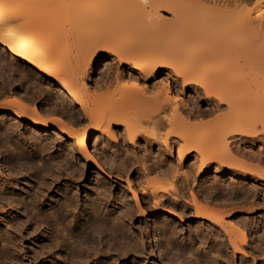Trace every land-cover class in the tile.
<instances>
[{"label": "bare ground", "instance_id": "1", "mask_svg": "<svg viewBox=\"0 0 264 264\" xmlns=\"http://www.w3.org/2000/svg\"><path fill=\"white\" fill-rule=\"evenodd\" d=\"M73 45L80 49L81 46L82 49L85 48L82 50L83 53L81 52L83 56L86 54L83 58L81 53H77L80 51L75 50L77 54H81V60L83 59L80 65H78L80 61L77 60L80 56L73 54L75 58L77 57L75 61L72 53H69L70 46ZM74 46L72 48L75 49ZM74 49H71V52ZM0 51L2 70L11 69V73L18 72V75L26 72L22 73L21 79L24 75L28 78L29 74H32L34 81L40 82V86L46 83L51 91H59V95L64 99V102H61L64 107L72 111L78 105L85 118L90 121L87 128L74 131L69 120L52 114L49 109L37 108L34 103H30L31 100L22 91H19L18 95L13 97L12 103L6 100L0 102V114L9 116L11 129H8L12 130V133L19 137L21 134L18 133L23 123H28L29 130L33 132L46 130L50 124H54L58 132L73 140L72 151L76 154L77 152L84 154L85 161H94L92 151L90 152L88 148L91 137L97 133L111 134L113 126L116 125L124 126L131 143L136 144L138 139L143 138L141 133L144 132V137L162 141L171 157L174 156L177 148V157L181 160L179 166L176 164L178 167L163 166V163L161 167L156 166L154 170L153 168L150 170L145 166L144 174H141L142 177L140 181L138 180V186L141 187L147 208L151 205L155 213L167 210L180 218L189 214L196 219L204 220V224L209 220L218 225L217 227L223 232L215 234V240L209 233L207 235L199 230L196 231L198 239H194L196 235L192 239L196 243H203L204 247L208 244V238L216 241L215 243L211 241L213 244L210 242L213 245L210 253L217 254L213 256L217 262L228 254L224 255L223 251L229 252L231 248L235 258L238 253H244L243 249L247 245L248 237L246 231L240 227L242 222L237 224L231 220L227 221L224 216V213L231 214L234 206L228 208L229 212L225 210L227 213L222 214V211L220 213L218 210L217 212L211 206V197L209 200L204 198L207 195L201 198L194 191L190 192V188L192 182L196 184L206 175L212 167V162L237 167L239 162L243 161L247 168L248 160H243L245 157L243 153L246 150L241 153L244 156L240 160L239 152L242 151L238 146L241 143L261 142L263 138L259 136V132H264V0H0ZM109 55L116 64L114 68L116 72H113V77L110 76L111 80L109 78L107 82L104 81V84L94 88L95 92L103 93L93 95L87 85L89 75L94 72L95 65L100 66L102 59ZM72 56L73 62H78L76 68L71 60ZM7 65L11 67L6 69ZM104 65L107 64L102 65L106 68ZM127 69L132 72L131 77L128 76L129 80L125 73ZM28 72L32 73L28 74ZM163 72L167 73L175 86L182 85L183 94L186 91H193L202 97L203 102L208 103L209 109L191 111L188 114L182 112L181 106L180 108L175 106L178 102L172 101L177 97L169 93L171 86L169 82L163 84L161 91L153 94L155 95L153 98H148L147 96L152 93L146 92L147 84ZM0 73L9 74L7 71ZM6 88L7 90L0 92L5 94L11 90V87L9 90L8 87ZM7 106H11V109L13 107L14 110L11 111ZM41 118L45 119L42 121ZM144 122L146 126H143ZM37 150L43 153L41 158L23 155L24 157L14 156L9 159V174H5L0 167V182L3 180L0 188L5 195L0 201V211L3 209L2 204L15 211L13 204L17 200L14 191L20 188L21 180L14 178L17 173L14 171L19 170L20 173L25 166L30 168L31 174L34 173L32 176L34 175L37 181L42 179L40 185L42 188L48 183L47 180L51 185L59 181L61 172H59L60 177L53 175V171H50V162L43 158L46 146L40 144ZM20 152L24 154L23 150ZM192 156L197 162L199 161V166L194 165L198 167L197 170L195 168L197 173L194 172L196 176L191 169L190 172L186 171L184 166ZM236 158L240 161L237 162ZM218 165L215 168L216 172L220 173L222 170ZM252 166L253 169L250 162L251 170H255V166L258 167L256 163ZM260 167L254 171L256 173L258 170V174L254 173V175L264 174ZM238 168L240 171L241 166ZM119 173L123 175L121 171ZM159 178L162 180L165 178L168 182L156 186L157 183L159 185L160 181H157ZM262 178L263 175L260 179L263 180ZM130 181H128L129 185ZM48 184L50 191L52 186ZM222 185L225 189L224 184ZM210 190L212 191V188ZM108 191L109 189L102 191L100 196L102 197V194L109 196ZM188 191L191 193L190 200L186 197L189 196ZM136 193L134 190L135 196ZM36 200L34 198V201ZM99 200L97 205L88 204L82 212L77 195L73 192L69 193L68 190L64 192L62 200L56 204L52 212L42 216L46 223L44 228L35 225L33 219L23 218L20 214V221L13 219L7 223L8 234L16 242L25 234H28L27 239L32 237L40 242L42 238H39V235H43L42 231L45 228L48 229L46 233L49 232V237L52 241H56V245L52 242L53 247L52 245L49 247L48 244L50 250L46 245L47 250L40 249L41 253H39L43 252L42 255L50 253L53 257L55 249L64 250L67 254V258H64L67 264H123L129 262L131 254L134 256L130 264H143V255L149 251V245L152 257L159 255L160 259L165 261L167 259V264H189L184 261L181 263L179 259L182 257L174 255L177 250L181 251L180 248L176 250L175 243L182 237L181 231H184L182 226L180 227L182 230H179L177 222V226L172 225V227L166 222L163 225L161 223L160 226L155 224L156 228L146 225L143 229L135 230L130 224L135 222L137 209L135 210L129 202L123 201V206L118 211L121 213L113 217L106 214L109 208L101 209L100 205L105 204L103 198ZM28 202L23 206L24 212L28 211ZM143 208V205L138 207L139 216L145 215ZM247 208L252 210L250 206ZM3 213L6 215L8 211ZM157 224L159 225L158 222ZM208 225L211 227V224ZM13 233L19 234V237ZM202 233L208 238L202 237ZM1 235L3 234L0 232ZM185 239L183 238V242ZM216 243L221 244L218 249L214 246ZM201 246L202 244L200 248ZM189 249L190 247L182 249L185 259H188L189 255L191 257L194 255ZM226 256L225 258L228 259L229 257ZM58 259L57 261L60 262Z\"/></svg>", "mask_w": 264, "mask_h": 264}, {"label": "rangeland", "instance_id": "2", "mask_svg": "<svg viewBox=\"0 0 264 264\" xmlns=\"http://www.w3.org/2000/svg\"><path fill=\"white\" fill-rule=\"evenodd\" d=\"M72 47L70 46L71 49H74ZM86 48H88V47L86 46ZM71 49H69L70 52L68 51L70 54L72 53L71 55H73V54L75 55V53H76L75 50L80 51L77 53H81L82 50H85V48L82 49V46H81V49H80V47L76 46V48L73 50V52H71ZM90 50H88V53ZM69 53H68V55L71 56ZM77 55H79V54H77ZM77 55H75V56H77ZM73 56L71 59L72 62L74 61ZM75 56H74V58H75ZM81 56L83 58L84 56H86V54L84 56L82 54ZM81 56H80V59H77V57L75 58V61H77V60L80 61L78 65H80V63L83 60V59L81 60ZM102 60L103 61L100 62L101 63L100 66L95 65L94 72L89 75L90 79H88V81H87L88 87L91 89V92L93 93V95H96V96H97V94L103 93V92H101V93L95 92L94 90L96 89V87L99 86L100 84H104L105 82H107V80H109V78L111 80V77H113L114 73L116 72V69H114L116 64L112 62V56L109 55L108 57L103 58ZM73 63L75 64L74 67L76 68V64L78 62L77 63L73 62ZM102 63L107 64L106 66L104 65L106 68H104L102 66L103 65ZM0 65H1V62H0ZM10 67L11 66L7 65L6 69H9ZM77 67H79V66H77ZM100 67H101V69H100ZM1 68H2V66L0 67V72H6L7 71L9 73V71L11 70V69L2 70L3 68L2 69ZM103 69H105V70H103ZM99 70H100V72H99ZM101 70H102V73H101ZM113 70H115V71H113ZM24 71H27V70L25 69ZM130 71H131L130 69H127L125 72V73H127V79L128 80L131 77V73H132ZM10 73H11V71H10ZM10 73L9 74L5 73L6 75H8L7 77L5 76L4 73H0V91L7 90L6 87H8V90H9L11 87V90H9L8 93L4 94V93L0 92V102L1 103L5 100L7 102L13 101V99L18 95L19 91H22L25 94V96H27V98L31 100L30 103H34L37 108L47 109V110L49 109L48 111L51 112L52 114L54 113V115H57L61 118L69 120V122L74 127V131L87 128V126L90 125L89 124L90 121H88V119L85 118V115H83V113L80 111V107L78 105H76L77 107L75 106L72 111H71V109L64 107L63 103L61 104V102H64L63 101L64 99H62L61 95H59V91H55V90L51 91L50 88H48L50 86H48L46 83L44 85L40 86V82L34 81L32 74H29L32 72H28V74L30 75V77L28 76V78H27V76L25 77V75H24V77L27 79V80H25V78L23 77L22 79L24 81L20 77H21L22 73L25 74L26 72L19 73L20 75H18V72H15V73L12 72L11 75H10ZM9 75L10 76L14 75V76L12 78ZM129 75H130V77L128 78ZM31 77H32V79H31ZM3 82H4V84H3ZM168 82L171 83L169 93H171L172 96L177 97L176 100H172V101H177L179 103V104L176 103V105H175V102H173V105L177 106V108H180V106H181L182 112H184L185 114H188L191 111L195 112L197 110L204 111V110L209 109L208 103L203 102L204 101L203 98L196 95L195 92L186 91L183 94L182 93L183 92L182 85L179 84V85L175 86L174 82L172 81L171 78H169L167 76L166 72H163L157 78L153 79L152 81H150L147 84V91L146 92L148 94H149V92L152 93L149 95L147 94L148 95L147 97L153 98L155 96L153 94L157 93V91L160 92L163 84L166 85ZM36 83H38V85H36ZM23 84H24V86H23ZM126 84H128V82H126ZM142 84H144V83L142 82ZM6 85H8V86H6ZM4 86H5V88H4ZM28 87H30V88H28ZM16 90H18V91H16ZM30 100H28V102ZM169 106H170V104H169ZM8 108L11 111L14 110L13 107H12L13 110L11 109V106ZM16 110H18V109H16ZM72 112H74V113H72ZM32 116H34V114H32ZM8 117H7V115L0 114V167L2 168V170H4L5 174H9V171H8L9 162L8 161H9V159H11L14 156H15V158H17V157H21L23 155L24 156L28 155L29 157L34 155L33 157L41 158V154H43V153H40V151H38L37 149H38L39 145L42 144V145L46 146V153H44L43 158H44V160L48 159L47 162L48 161L50 162L49 163V165L51 166L50 171L52 170L53 171L52 174L58 175V176L60 175L59 172H61V175H60L61 177L59 176L60 177V179L58 181L59 183L56 182L52 185L50 184L49 180L46 181L49 183V184L47 183L48 186L49 185L52 186V189H50V191H49L50 186L47 187V184H46L45 187L42 188V186H40V185H42V183H41L42 179H40L41 181L39 180L40 182L37 181V179L34 178V175L32 176V174H34V173L31 174V170H29L30 168H27L25 166L26 169L24 167L20 173H19V170L14 171V173L17 172L15 174V176L13 174L14 178L21 180L20 188L16 189L14 191L15 196H16V200L18 201V202L16 201V203H17V205L18 204H20V205L18 207H16L17 205H16V203H14L13 207L15 208V211L13 212V209L11 207H7L5 204H2L3 206L1 208H3V209H1V211H0L2 213V214L0 213V232L3 235L0 236V264H61V263L67 264V261L64 259V258H67V254L64 250H59V249L56 250L55 249L53 257L51 256L52 254H50V253L42 255L43 254V252H42V254H40L41 253L40 249L44 250L46 245H47V248H48V244H50L49 247L51 245L53 247L54 244H52V242H54L56 245V241H54V240L52 241L51 240L52 238L49 237V232L46 233V231L48 229L46 230V228H45V230L42 231L43 235L42 234L39 235V238L40 237L42 238V240L40 242H37L32 237L27 239L28 234L23 235V238L16 242V240L14 238H11V235L8 234L9 230H7L6 226H8L7 223L9 221L11 222V220H13V219H17L18 221H20V219H21L20 214H21L23 218H26V219L31 218V219H33L35 225L38 224L44 228L45 227V225H44L45 221H44V218H42V216L44 214L51 213L52 212L51 210H53V208L56 206V204L62 200V198L64 196V192H67L68 190H69V193L73 192V194L77 195V199L79 201V204L81 207L80 209L82 212H84V209H86V207H88V204L89 205H97L100 201L99 199L103 198V200H104V198L106 199V197H108L106 200L103 201L105 204L100 205L102 207L101 209H104L107 207V208H109V210H108L109 212H106V214H109V216L117 217L118 213H121L118 211H119L120 207L123 206L122 205L124 203L123 201L126 200L127 202H129V204H131V206L135 210L137 209L136 215H135V222L133 224H130L133 227V229H135V230L143 229L146 227V225L147 226H154V228H156L157 226H160L161 223H162L161 225H163L166 222H167L166 224L168 226L172 227V225L177 226L176 225V222H177V224L179 226V230L181 231L182 229H184V231H181L183 233L182 237L184 239L186 237H188L184 240V242H183V238L181 237L180 240L178 242H176L178 244L175 243V246L179 245L178 247L176 246V250H177V248L178 249L180 248L179 250H181V251L177 250V253H179V254H177V253H175V250H174L173 253H175L174 254L175 257H176V255H179L180 257H182V258L179 257L182 260H180L178 258L181 263H183V261H184V262H189V264H191V263L192 264H231V262H232V264H234V263L235 264H262L263 263L264 264V257L261 256V255H264V251H263L264 250V178H262L263 180L260 179L262 175L264 176V174H262V175L260 174L261 176L254 175V173H255L254 171H256V168H259L260 166H261L260 168H262L261 170L264 171V132L263 131H262L263 133L259 132L261 134V135L259 134V136L261 138L263 137L262 138L263 141L261 140V142H259V141L253 142V144L250 142H247L244 144L241 143L240 146H238V148H240L242 152H239L240 153L239 157L238 156L237 157L238 158L241 157L240 160L243 158H244L243 160L246 159L245 161L248 160L247 161L248 164H247V162H246V164L249 166H250V162H251L252 169L254 168L252 165H254L256 163L258 167L255 166V170H251V168L249 166L246 168L245 167L246 165L244 166L245 163L243 161L238 160V158H236V159H237V162L240 161L238 164L239 167L241 166L240 171H239L240 168H238V166L234 167V165H218V162L217 163L212 162L213 164L211 163L212 164L211 169L206 173L205 176H203L197 182L199 186L197 185L196 182H195L196 184H194L193 182H192L193 184L191 183L192 186L190 188L191 189L190 192L194 191L199 196H201V198L204 197L205 195H207V197L209 196V198H207V197H204V198H206L208 200L211 197V199H210V201H212L211 206L214 207L216 211L218 210L220 213L222 211V214L224 212L227 213V211L229 212V209L232 208L231 206H234V208L232 209L233 212L231 211V214H226V215L224 213V216H226L225 218L227 221L231 220V221L237 222V224H239V222L241 221L242 223L240 222L241 223L240 227H241V229L243 228L242 230L246 231V233H247V237H248L247 245L248 246L247 245L245 246V244H244V246H245V248L243 249L244 253H238L237 258H235V257H233V254H232L233 253L232 248H231V251H229V252L226 250V248H222L223 250L224 249L226 250V251H223L224 252L223 254L225 255L226 253H228L226 255L229 258L225 255L228 258V259H226L225 256L222 255V257L224 256V258H221V260H220L221 262L220 261L217 262L216 259H214L215 257H213V256H216L217 254H212L210 252H211V247L213 246L212 245L213 242L214 243L216 242V241H214L215 240V238H214L215 234H220V232L221 233L223 232L221 230V228L219 229V227H217L218 225L212 223L209 220H207L206 223L204 224V220L196 219L193 216H190L189 214L183 215L184 217L180 218V217L176 216L174 213L169 212L167 210H162L160 213H155V211H153V209L151 208V205L150 206L148 205L149 208H147L145 199H143L144 195L142 194V191L140 189L141 187L138 186L140 178L142 177L141 174H144V170L146 167H148L150 170L153 168L152 170H154V168H156V166L161 167L163 165V163H164L163 166H166V165L174 166L176 164L179 166L181 160L179 157H177L178 156L177 148H176V151L174 154L175 157L174 156L171 157L162 141H155V140L151 139L150 137L149 138L147 137L148 138L147 139L146 136L144 137V134H143L144 132L141 133L142 134L141 136L143 138L138 139L136 144H134L133 142H132L133 143L132 144L130 139H128V136L125 132L124 126L116 125V126H113V128L111 130L112 131L111 134L106 133L107 134L106 135L105 133L104 134L97 133L91 137L90 142L88 144V148H89L90 152L92 151L91 154L93 155L94 161H88V160L85 161L84 154H82L81 152H77V154H76V152L72 151L73 150V148H72L73 140L69 136H67L61 132H58L57 128L54 124H50L49 128L46 130H39L38 132H33V130L32 131L29 130L28 123H23L21 125V129L18 133L19 135L20 134L21 135L18 137L14 133H12V130H9V129H11V128H9L11 126V121H9ZM34 119H35V117H34ZM44 119L45 118H43V120ZM41 120H42V118H41ZM8 122H10V123H8ZM146 125L144 122L143 126H146ZM6 126H8V127L6 128ZM7 129L9 130V132L7 131ZM260 129H261V126H260ZM163 132H164V130H163ZM112 135H114V136L112 137ZM159 143L161 145H158ZM247 144H248V146H247ZM20 150L21 151L23 150L24 154H20L21 153ZM244 150H246L245 153H243ZM71 153H72V155H71ZM241 153H243L246 158L245 157L242 158V156H244V155H242ZM193 156L187 162H185L184 166H185L186 171L190 172V169H191V171L193 173L194 172L197 173L195 171V168H196V170L198 169L197 166H199V163H198L199 161L197 162L195 157H193ZM258 157H261V159H259ZM110 158H112V159H110ZM173 161L175 162L174 164H173ZM95 163L98 164L99 167ZM114 163H116V164H114ZM113 165H115V167ZM194 165H197V166H194ZM217 165L219 167H221L220 169L222 170V172H220V173L216 172L215 167H217ZM113 167H114V169H113ZM124 167H125V169H124ZM131 167H133V168H131ZM242 167H243V169H242ZM244 168L246 170H248V172ZM115 170H116V172H115ZM119 171H121L123 173V175L120 174ZM259 171H260V169H259ZM257 172H258V170H257ZM257 172L255 174H258ZM72 173H73V175H72ZM127 174H128L129 178L127 177ZM250 174H252V175H250ZM195 176H196V174H195ZM252 176H254V177H252ZM0 178H1V176H0ZM130 179L132 181H130ZM127 180L131 182V184H130L131 187H129L130 185H129V182ZM157 181L158 182L163 181V182L161 184L159 182V185H157L158 184L157 183L156 186H160L163 183L168 182V180L165 178H163V180L161 178H159ZM2 182H3V180L0 182V187L2 186L1 185ZM211 183H213V184H211ZM259 183H262V184H259ZM207 184H208V186H207ZM222 184H224V187L227 190H225L222 187L223 186ZM1 188H0V196H1L0 201L3 200V199H1L2 197H5V195L1 191L2 190ZM99 188H102V189L105 188V189L102 190ZM107 188L109 189L108 192H110L109 193L110 195L106 196V195L102 194V197H101L100 193L102 191H104V192L107 191L108 190ZM209 188L210 189L212 188V191ZM213 188L215 189L214 191H213ZM134 190H136V192H137L136 194L138 197L135 196V194H133ZM39 191L43 192L44 194L39 192ZM74 191H76V192H74ZM132 191H133V193H132ZM205 191H206V193H205ZM190 192L188 191L189 194L187 193V195H189V196H186V197H188V200L191 199V197H190L191 193ZM214 192H216V193H214ZM33 194H34V197H33ZM252 194H253V196H252ZM39 196H41L42 199H40L41 197H39ZM45 196H47V197H45ZM29 198L31 201L29 200ZM32 198H33V201H32ZM34 198H35V200L37 198H39V199L34 201ZM122 198H123V200H122ZM216 199H217V201H216ZM25 200H26V202L30 201V202H28L29 206H28V211H26L27 214H26V212H24L25 209L23 207L24 204L26 205ZM254 201H255V205H254ZM21 202H24V203L21 204ZM31 202L32 203L34 202L37 208L35 207L34 203L32 204ZM36 202L37 203L39 202V203L37 204ZM234 202H236L237 204L239 203V204L237 205ZM139 204L143 205V207H144L143 209H145L144 210V212H145L144 216H139V213L137 212L138 207L140 206ZM32 205L35 209L33 207H31ZM235 205H237V206L235 207ZM244 205L247 207L250 206V209L252 207V210H249ZM242 207H244L245 209L243 210ZM253 207H254V209H253ZM4 209H5V211H4ZM237 209H239V210H237ZM31 210H33L34 213ZM35 210H37V211H35ZM225 210H227V211H225ZM241 210H243V212ZM6 211H8V213L6 215H4L3 212H6ZM177 213L180 214V212H177ZM227 215H229V216H227ZM39 218H41V219H39ZM42 219H43V222H41ZM171 220H172V222H171ZM173 221L175 222L174 224H173ZM157 222L159 223V225L157 224ZM208 224H211V227ZM242 225H244V226H242ZM198 230L201 232L204 231L205 234L207 233V235L209 233L210 236L213 237L214 240H211L210 238L207 237V235H204V233H202V237L209 239L208 244L205 245V247H204L203 243H200V242L196 243L195 240H192V239H193V237H195V235H196V237L194 239L197 238L198 232L196 234V231H198ZM15 232H17V231H15ZM256 232L259 233L258 234L259 236H257ZM13 234L17 235L19 237V234H17V233H13ZM45 234H46V237H44ZM11 239H13L16 243H14V241ZM186 240H187V242H186ZM189 240H190V242H189ZM50 241H51V243H50ZM180 241H182V242H180ZM211 241H213V242H211ZM220 241H222V240H220ZM46 242H48V243H46ZM17 243H18V245H17ZM228 243H229V240L227 241V244ZM199 244L200 245L202 244L201 248H200ZM216 245H217V243L214 246L216 249H218L221 244L217 245V246ZM186 247H187V249L190 247L189 250L191 252L193 251L192 253H194V255L192 257H191V255L187 256L188 259H185L184 256L182 255V249L183 248L186 249ZM38 249H39V251H38ZM148 249H149V251H147V254L143 255L144 258H143L142 262H144L145 264H167V259H166V261L163 259H160L161 257H159V255H157V256L155 255L152 257L151 252H150V245H149ZM253 249H255L256 251ZM45 250H47V249H45ZM48 250H50V249L48 248ZM259 251H263V253H261V252L259 253ZM180 253H181V255H180ZM65 254H66V257H65ZM133 256H134V254H131L129 256V258H130L129 262L123 263V264H130L132 259H133ZM258 256H260V257H258ZM242 257H243V259H242ZM255 257H257V258H255ZM232 258H234V259H232ZM57 259L60 262H58ZM224 259H226V260H224ZM227 260H229V261L227 262ZM162 261H164V262H162Z\"/></svg>", "mask_w": 264, "mask_h": 264}]
</instances>
